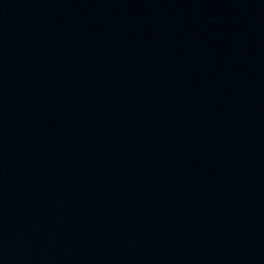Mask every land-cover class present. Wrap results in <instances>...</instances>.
<instances>
[{"label": "water", "instance_id": "water-1", "mask_svg": "<svg viewBox=\"0 0 264 264\" xmlns=\"http://www.w3.org/2000/svg\"><path fill=\"white\" fill-rule=\"evenodd\" d=\"M0 264H264V0H0Z\"/></svg>", "mask_w": 264, "mask_h": 264}]
</instances>
